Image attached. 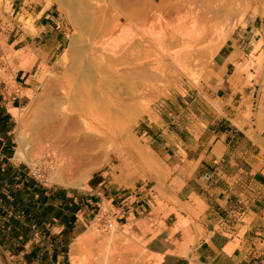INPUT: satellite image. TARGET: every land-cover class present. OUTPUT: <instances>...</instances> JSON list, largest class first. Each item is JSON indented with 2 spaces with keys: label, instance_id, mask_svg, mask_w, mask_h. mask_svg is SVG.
Segmentation results:
<instances>
[{
  "label": "rangeland",
  "instance_id": "obj_1",
  "mask_svg": "<svg viewBox=\"0 0 264 264\" xmlns=\"http://www.w3.org/2000/svg\"><path fill=\"white\" fill-rule=\"evenodd\" d=\"M79 33L74 13L53 0H0V120L7 121L0 122V264H70L72 257L80 264H140L138 250L148 264H264V201L247 232H238L243 242L224 249L231 258L205 262L195 255L204 234L192 219L205 214L197 202L186 213L175 197L166 140L185 138L186 124L220 113L210 87L221 72L232 74L231 84L252 80L254 97L264 90V0L238 1L213 40L182 55L180 66L157 50L140 61L151 77L137 78L119 112L104 110L92 120L90 140L103 148L85 161L86 174L69 172V182L79 184L64 187L51 180L53 156L30 148L27 164L14 153L18 137H31L30 118L57 94ZM235 251L241 255L232 258Z\"/></svg>",
  "mask_w": 264,
  "mask_h": 264
},
{
  "label": "bare ground",
  "instance_id": "obj_2",
  "mask_svg": "<svg viewBox=\"0 0 264 264\" xmlns=\"http://www.w3.org/2000/svg\"><path fill=\"white\" fill-rule=\"evenodd\" d=\"M53 1L61 10L74 13L80 33L67 50L72 60L58 81L57 94L28 121L31 137L17 138L14 160L31 164L30 148L41 150L55 160L52 182L73 187L79 181L69 182V172L72 177L84 170L82 175L86 174L85 161L103 148V143L90 140L96 134L91 130L92 120L104 110L119 112L122 101L134 94L137 78L151 77L141 69L140 61L157 50L159 58L180 66L182 55L188 57L192 49L198 53L205 42L213 40L220 22L233 14L240 0H156V4L108 0L97 8L93 0ZM93 8L98 15L92 14ZM156 28L159 33L154 32ZM177 48L182 50L173 54ZM80 242L72 245V252ZM138 262L148 264L140 250ZM70 264L80 261L72 257Z\"/></svg>",
  "mask_w": 264,
  "mask_h": 264
},
{
  "label": "crops",
  "instance_id": "obj_3",
  "mask_svg": "<svg viewBox=\"0 0 264 264\" xmlns=\"http://www.w3.org/2000/svg\"><path fill=\"white\" fill-rule=\"evenodd\" d=\"M219 77L210 95L221 105L220 113L213 121L197 119L196 127L186 124L185 138L173 134L166 139L175 197L186 213L197 202L205 214L192 219L204 234L195 255L218 263L231 258L224 253L228 244L243 242L238 232H247L256 205L264 201V90L254 97V83L247 77L235 84L228 82L232 74ZM240 255L235 251L232 258Z\"/></svg>",
  "mask_w": 264,
  "mask_h": 264
}]
</instances>
